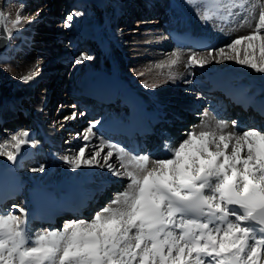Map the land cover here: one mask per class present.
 <instances>
[{
    "label": "snow or ice",
    "instance_id": "6c2138e0",
    "mask_svg": "<svg viewBox=\"0 0 264 264\" xmlns=\"http://www.w3.org/2000/svg\"><path fill=\"white\" fill-rule=\"evenodd\" d=\"M185 2L204 24L238 19L232 30L248 31L224 46L191 51L186 59L171 52L154 65L161 82L175 80L173 70L182 63L190 70L232 61L264 75V0ZM79 15L69 13L62 26L70 28ZM9 16L0 10V36L11 40L23 23L22 8ZM90 59L81 53L75 63ZM36 74L19 79L27 83ZM159 86L143 82L145 89ZM83 115L73 111L63 119ZM200 115L181 140L165 139L157 154L107 140L97 131L101 121H90L73 135L80 146L63 163L73 172L106 170L125 183L91 218L66 220L61 229L33 232L26 208L0 209V264H264V130L219 119L209 109ZM36 146L31 132L20 129L0 141V157L16 164L25 147Z\"/></svg>",
    "mask_w": 264,
    "mask_h": 264
},
{
    "label": "rangeland",
    "instance_id": "374dc122",
    "mask_svg": "<svg viewBox=\"0 0 264 264\" xmlns=\"http://www.w3.org/2000/svg\"><path fill=\"white\" fill-rule=\"evenodd\" d=\"M108 1L109 2H105L106 6L101 10L96 8L94 3L82 0H60L58 3H56L55 0H0V10L5 11L6 14H10L9 19H14L17 9L22 8L23 23L20 29H22L26 36V38L25 36L21 37L20 34L14 31V38L10 40L9 44L10 51L6 53L7 57H4L5 55L0 56V95L2 97L6 96L8 101L10 97L17 98L18 103H20L19 99L22 97L24 102L20 103L21 106L18 104L20 107L17 106V109L21 107L25 108L29 104L32 107L31 109L38 115L46 118L45 122L47 125L56 123V136L59 134L61 135L59 150L56 152L58 156L59 154L69 151L71 155V153L76 151L80 146V141L74 140L73 135L82 130L88 124L89 119L86 118L89 116V114L86 115L85 113L86 105L84 106V104L78 103V98L72 93L75 87L76 76L85 65V62L76 64L75 57L81 53H85L92 57L91 60L97 58V53H94L92 47L90 45H84L78 38V31L84 21L92 20L101 22L104 17L110 23L115 21L114 24L118 30L121 31L122 38L127 41L125 49L127 53H130L132 58L130 60L131 65L129 66L130 72L132 74H136L139 71L145 72V75L140 77L141 86H143L145 80L149 83H159L160 86L156 89L164 88L167 85L166 83H175L172 88L168 89L169 101L174 103V105L180 100H183V97H181V85L186 84L191 86V78H200V74L198 72H193V69H184L183 73H180L183 79L179 83H176V79L163 83L161 81L164 77L157 75L158 70H153L155 63L165 60L164 54L170 51L165 49V41L166 29L171 24V18L174 12L171 0ZM179 4L186 12L190 13L191 9L186 4L185 0H179ZM75 11L82 13V15L75 17L70 28H64L62 26L63 19L69 13ZM124 11H126V13ZM194 16L196 17L197 15L194 14ZM195 19L197 20L196 23L200 26L209 28L208 30L211 31H218L217 28L213 27V23L215 22L211 23V26H209L208 24L202 23L200 19ZM29 21H32V23H29ZM240 30L241 29L235 30V33L231 34L232 36H230L227 41L230 42L231 37L235 38L242 35ZM225 32L226 31L222 29L217 33ZM20 44L21 46H19ZM181 52L184 53L185 56L189 53L187 50ZM23 61H27L29 67L21 70V63ZM211 64L216 63L213 62ZM6 67L7 70H5ZM149 69H151V71H149ZM34 71L37 74L46 72L47 78L45 77L39 80L38 83L31 87V92L28 93V83L21 82L19 77ZM177 76L176 74V78ZM44 79V86L39 85V82L43 83ZM56 84H58V88L53 89ZM46 90H48L47 100L41 101ZM191 96L196 97V92ZM8 101L6 104H2L6 106ZM73 105H75V107H73ZM172 106L170 109H174ZM196 109L197 111L194 112V114L198 113V108L195 107V110ZM204 110L205 107L201 109L202 112H204ZM73 111L77 113L82 112L84 115L78 116L74 121L65 122L63 118ZM15 112L16 114L15 117L12 118L13 120L9 119L8 113L6 117L3 118L4 121L0 122V141H3V139L8 137L11 133L15 132L16 125H18V121H20H17V119L25 115V113L20 115L17 110H15ZM180 113H182L180 114L182 116H188L193 112L187 110ZM231 116L232 115L227 116L226 120L228 121ZM171 123L173 122H170V124ZM188 124H190V127H188L189 129L197 123L187 122L186 125ZM188 129L184 128L182 132H186L184 130ZM162 131L161 133L166 132L165 127L162 128ZM66 141L69 143H66ZM109 177H106V182L113 178L111 176ZM112 180L114 181L115 178ZM116 182L117 184H121L120 181ZM123 183H125V181ZM112 186L113 188L110 189V191L104 192L106 193L104 196L110 197L114 191L119 190L115 187V184H112ZM109 197L104 199L105 202L103 204L101 202L102 197H99L97 201H99L103 207L111 198ZM61 228L62 227H57L55 229Z\"/></svg>",
    "mask_w": 264,
    "mask_h": 264
},
{
    "label": "bare ground",
    "instance_id": "6f19581e",
    "mask_svg": "<svg viewBox=\"0 0 264 264\" xmlns=\"http://www.w3.org/2000/svg\"><path fill=\"white\" fill-rule=\"evenodd\" d=\"M89 3H94L95 7L98 9L103 10L105 5V1L109 2L108 0H82ZM56 3L60 2V0H55ZM174 12L172 14L171 18V24L168 27V30H173L174 32H191L193 35H204L208 34L212 39L218 40L219 44L216 47H221L226 44V40L220 39L221 36L224 34H228V38L231 34L235 33L232 29H234L238 23V19L232 20L228 24H220V26H217L215 23H213V27L217 28L219 30L226 31L225 33H217L215 31L208 30L209 28H205L204 26H200L197 24V20L195 18L194 14L195 12L191 9L190 13L186 12L181 5L179 4V0H171ZM122 13V12H121ZM188 19V20H186ZM199 19V18H198ZM199 22V20H198ZM29 25V23H28ZM211 26V23L208 24ZM211 29V28H210ZM240 32L242 35L246 34L248 29L247 27L240 28ZM239 30V29H238ZM94 32L97 31L98 34L101 35L102 38H104L107 41V46H109V49L107 52L100 53L98 57L95 60H88L85 61V65L83 66L81 72L76 76L75 80V87L72 90V93H74L75 96L80 93L79 89V82L82 79H88L89 81H92V76L100 71H105L111 76L115 75L116 78L130 84L135 90H138L142 96L147 99V96L150 95L149 92H152V95H157L158 99L157 101L160 102V105L163 106V110H169L170 105H173V110H169L171 115L170 117L172 119H179L180 122L183 123H174L169 125V127L166 129L165 139L171 140L172 142H177L183 138L182 129L186 128L188 129V125H186L187 122H195L199 123L201 115L203 112L201 109H203V100L202 94H197L196 98H190V95H193L192 91H190L192 88L190 85H181V97H183V100H180L176 105L174 103H171L169 101V95H168V89L172 88L175 83H166L165 87L162 89H155V90H145L141 88V85L139 83L140 77H137L136 74H132L129 70V66L131 65H125V61H130L132 58L130 56V53H127L126 48V39L122 38L121 31H119L114 22L113 24L110 23L105 17L103 18V21L101 22H95V21H84L81 25V29L78 32ZM238 32V31H237ZM15 33L20 34L21 37H24V32L22 29L19 31H16ZM26 38V36H25ZM225 38V37H224ZM232 38V37H231ZM228 42V41H227ZM21 46V44L19 45ZM26 48L25 46H22ZM165 49L170 50L165 53V59H167L168 55L173 51H185L187 49H177L171 45V43L168 41V36L165 41ZM10 51L9 44L5 51L0 53V56L7 57V54ZM2 57V58H4ZM1 58V59H2ZM186 59V56H185ZM127 61V62H128ZM29 67L27 61H23L21 63V70L27 69ZM60 67V66H59ZM183 63L177 66L173 71L178 75L176 78V83H179L183 76L180 73H183L184 71ZM155 70V67L154 69ZM158 70V69H156ZM160 70H158L159 72ZM165 72L167 70H164ZM193 72H198L200 74V78H191V85L196 86L197 88H203L206 87L205 82L208 77H211L215 74L221 73L225 76V79L239 85L243 90L248 91L250 93H254L256 96H264V75L257 74L252 72L249 69H246L244 67L236 65L232 61H226L222 64H210L206 65L203 68L196 67L193 69ZM196 74V73H195ZM47 78L46 72H40L38 73L35 78L28 83L27 92H31V87L38 83L39 80L43 78ZM45 79L42 82H39V85L44 86ZM58 88V84L55 85L53 89ZM48 90L45 91L43 98L41 101L47 100ZM2 96L0 95V98ZM28 97V96H27ZM80 98V97H79ZM20 99H23L22 97ZM19 99V100H20ZM78 103H80L81 99L77 100ZM21 102V101H19ZM215 103V109H217V114L221 115H215L219 119L226 120L227 116H230L231 114H227L229 111L228 108H224V103L214 102ZM6 104V103H5ZM17 98L10 97V100L8 101V104L5 106L2 104L0 100V120H3V118L6 117V115L9 113V119H12L15 117V110H17L18 113L20 111L24 116H21L19 119L20 122L18 125H16L15 131L20 129H27L31 133L35 134V137L33 140L37 141V146L35 148L25 147L28 152H30L33 157L32 159H25L20 163H17L13 168L9 170V176L15 178L20 185L22 186V191L20 195L19 201L12 203L7 209H10L12 205H19L23 208L28 209L26 206V198L27 194L31 189H40V190H51V191H57L59 188L65 186V185H76L78 184L79 187L75 189V198L78 200L85 199L86 197L89 198V201L86 202L89 204H95V198L96 200L98 197H101L102 195L106 194L105 191H110V189L113 188L112 184H115V187L117 189L120 188L121 185H123L124 181H120L121 184H117L116 178L113 181L109 179L106 182V177H109L110 174L106 172V170H102L99 168L94 169H87V168H81L77 170L76 172L71 171L67 165L63 163V160L61 159L65 155H70L69 152L59 154V156L56 154V152L59 150V140L61 139V135L56 136V130L53 128L55 123H52V126L46 124V118L38 115L33 109L30 107L26 108H20L17 109L18 106ZM27 106H30L29 104ZM88 108L92 109L91 105L87 106ZM175 107H177L175 109ZM195 107L198 108V113L194 114ZM205 109H209L205 107ZM193 112L190 116H182L180 115V112L187 111ZM30 111V112H29ZM211 112V110L209 109ZM21 113V114H22ZM212 113V112H211ZM179 114V115H178ZM213 114V113H212ZM86 118H90V116H87ZM61 120V119H59ZM246 118L244 116H239L237 118V122L241 125V127H244L245 123L244 121ZM171 121V120H170ZM167 121L164 124L170 122ZM173 122V121H172ZM60 126V125H59ZM249 126V124L247 125ZM246 126V127H247ZM173 127H176L177 129H171ZM264 127V125H263ZM62 128V127H61ZM163 132V131H162ZM155 139V145L156 147H152L148 149L145 152H151L153 154H157V150L162 145L160 140ZM51 142V146L49 147L46 144V141ZM98 142V141H94ZM62 144V143H61ZM59 153V152H58ZM74 153H71V155ZM7 160L3 157H0V166L4 165V163ZM41 165L45 167L44 172H32L30 169L32 168H38ZM110 178V177H109ZM3 209H6V207H3ZM89 209V208H88ZM87 210V209H86ZM88 212V211H86ZM93 213V212H92ZM63 223V222H62ZM40 229H32L33 232L39 231Z\"/></svg>",
    "mask_w": 264,
    "mask_h": 264
},
{
    "label": "water",
    "instance_id": "95a60500",
    "mask_svg": "<svg viewBox=\"0 0 264 264\" xmlns=\"http://www.w3.org/2000/svg\"><path fill=\"white\" fill-rule=\"evenodd\" d=\"M9 43V39L4 36H0V53L3 52L6 49L7 44ZM2 102H7V98L3 97Z\"/></svg>",
    "mask_w": 264,
    "mask_h": 264
}]
</instances>
